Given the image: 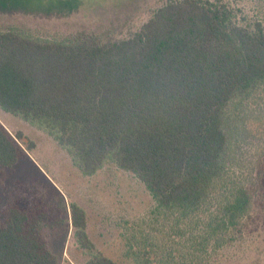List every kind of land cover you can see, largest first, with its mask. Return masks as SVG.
Instances as JSON below:
<instances>
[{"label": "trees", "instance_id": "16d2710c", "mask_svg": "<svg viewBox=\"0 0 264 264\" xmlns=\"http://www.w3.org/2000/svg\"><path fill=\"white\" fill-rule=\"evenodd\" d=\"M238 13L225 0H165L122 39L0 28V109L52 137L83 176L112 163L153 199L123 237L122 262L97 249L71 204L86 264H250L264 190L255 195L257 177L247 179L237 151L246 134H264L248 120L264 109V20ZM23 139L0 123V166L25 158ZM34 201L4 210L0 264H60L41 233L46 207Z\"/></svg>", "mask_w": 264, "mask_h": 264}, {"label": "rangeland", "instance_id": "374dc122", "mask_svg": "<svg viewBox=\"0 0 264 264\" xmlns=\"http://www.w3.org/2000/svg\"><path fill=\"white\" fill-rule=\"evenodd\" d=\"M113 1L116 7L103 6ZM225 1L240 12V17L264 20V0ZM120 2L0 0V28L26 27L47 33L44 35L78 29L100 34L111 30L115 32L114 37L122 39L138 31L165 0H126L121 8ZM97 7H102L98 8L102 11L94 13ZM251 118L264 120V109H256L248 117L251 128L264 132V121L252 124ZM0 123L13 137L22 133L24 139L18 144L26 154L11 168L0 166V222H4L3 212L13 202L35 200L45 205L48 212L49 219L41 233L51 253L60 264H86L87 257L73 239L70 205L76 204L85 212L87 233L97 249L122 262L123 237L136 223L148 219L154 206L145 186L133 174L112 163H106L96 174L85 177L73 165L68 153L44 131L1 109ZM246 137L240 140L237 158L248 180L253 175L258 178L253 188L257 195L264 190V159H260L264 153V134L255 132ZM263 197L264 193L255 200L257 212L262 210L260 207L264 208ZM249 228V238L258 237V244L245 259L250 264H264V217L257 214Z\"/></svg>", "mask_w": 264, "mask_h": 264}]
</instances>
